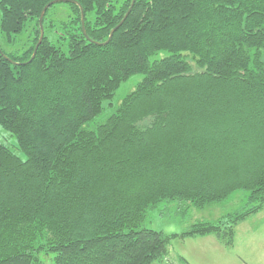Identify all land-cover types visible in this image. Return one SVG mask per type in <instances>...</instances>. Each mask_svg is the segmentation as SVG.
<instances>
[{"label": "trees", "instance_id": "obj_1", "mask_svg": "<svg viewBox=\"0 0 264 264\" xmlns=\"http://www.w3.org/2000/svg\"><path fill=\"white\" fill-rule=\"evenodd\" d=\"M52 1L0 0L9 43L36 22L21 54L0 46V125L24 155L0 141V264H44L41 252L151 264L174 239L210 233L231 245L264 208V0H135L107 43L132 0H62L67 50L45 32L29 61ZM158 50L170 54L151 61ZM239 189L243 210L180 233L145 227L161 201L204 207Z\"/></svg>", "mask_w": 264, "mask_h": 264}, {"label": "rangeland", "instance_id": "obj_2", "mask_svg": "<svg viewBox=\"0 0 264 264\" xmlns=\"http://www.w3.org/2000/svg\"><path fill=\"white\" fill-rule=\"evenodd\" d=\"M70 14L71 11L68 4L56 3L49 9L46 21L47 26H44V32L64 50H67V40L59 39L64 34L61 24L69 20ZM35 27V21L28 22L25 30L21 34L16 35L17 37H15L13 43H9L6 36L0 31V46L6 52L21 54L32 45L35 36ZM169 54L170 52L167 50H158L150 57V60L159 59ZM194 68L198 69L195 64ZM142 77L143 74L136 73L123 81L110 101L117 106L128 93L135 89ZM112 111L113 108L109 106V102H105L104 112L98 115L93 120V123L104 121ZM0 141L8 145L15 153L24 157L16 146V138L1 125ZM248 194V191L239 189L234 191L227 199L211 203L204 207H198L178 200H164L155 208L148 211L145 227L163 230L167 233H180L187 230L195 222L203 220L215 221L229 213L243 210L249 206ZM249 218V221H247L248 225L255 227L257 233L264 235V208L252 214ZM39 256L44 264H56L53 253L46 254L45 252H41Z\"/></svg>", "mask_w": 264, "mask_h": 264}, {"label": "crops", "instance_id": "obj_3", "mask_svg": "<svg viewBox=\"0 0 264 264\" xmlns=\"http://www.w3.org/2000/svg\"><path fill=\"white\" fill-rule=\"evenodd\" d=\"M250 216L236 225L231 245L215 233L176 238L167 256L151 264H264V235L248 225Z\"/></svg>", "mask_w": 264, "mask_h": 264}, {"label": "water", "instance_id": "obj_4", "mask_svg": "<svg viewBox=\"0 0 264 264\" xmlns=\"http://www.w3.org/2000/svg\"><path fill=\"white\" fill-rule=\"evenodd\" d=\"M59 1H62V0H54V1L50 2L49 4H47V5L43 8V10H42V12H41V15H40V18H39L40 31H41V32H40V38H39V41H38L37 45L35 46V50H34V52H33V54H32V57H31V59H30L29 61H31V60L35 57L36 52H37V49H38V46H39V44L41 43V41L43 40L44 35H45V32H44V24H43V18H44V15H45L47 9L49 8V6H50L51 4L56 3V2H59ZM134 3H135V0H132L131 6H130V8L128 9L127 13L125 14L124 18L120 21V23H119L117 26H115V27L111 30V33H110L109 39H108L105 43H107V42L112 38V36H113V34L115 33V31H116V30H117V29L123 24V22L125 21L126 17L129 15L130 11L132 10V7L134 6ZM84 20H85V18H84V12L82 11V23H83V25H84ZM84 28H85V27H84ZM6 57L9 59L8 56H6ZM24 63H25V62H24Z\"/></svg>", "mask_w": 264, "mask_h": 264}]
</instances>
